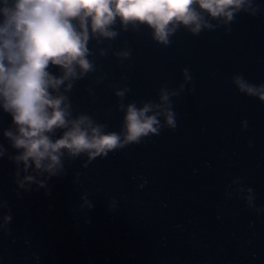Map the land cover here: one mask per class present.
Here are the masks:
<instances>
[{"label":"water","instance_id":"1","mask_svg":"<svg viewBox=\"0 0 264 264\" xmlns=\"http://www.w3.org/2000/svg\"><path fill=\"white\" fill-rule=\"evenodd\" d=\"M254 2L257 15L238 14L230 32L222 26L193 36L181 28L163 47L142 26L111 42L113 50L130 47V60L96 53L97 71L70 93L75 112L119 132L124 114L114 107L113 85L126 84L124 103L139 105L157 100L164 84L176 88L187 68L192 80L172 98L177 126L86 168V156H65L66 174L38 190L34 183L30 191L18 188L16 165L0 158V199L13 218L10 234L0 230V264H264V211L249 209L242 199L248 193L231 184L241 179L264 209V103L231 82L241 74L264 83V0ZM10 124L0 110V144L11 155L3 137Z\"/></svg>","mask_w":264,"mask_h":264},{"label":"clouds","instance_id":"2","mask_svg":"<svg viewBox=\"0 0 264 264\" xmlns=\"http://www.w3.org/2000/svg\"><path fill=\"white\" fill-rule=\"evenodd\" d=\"M260 8L254 0H0V110L11 117L3 137L14 150L10 155L0 144V158L16 165L17 187L30 191L34 183L37 190L46 188L47 179L66 174L65 156L70 161L86 156V168L96 158L140 144L165 128L175 130L172 98L191 82L187 68L176 88L164 84L157 100H142L139 105L135 100L124 103L131 91L126 84L113 85L118 98L114 107L124 114L119 132L108 131L107 123L87 113L75 112L70 93L78 81L97 71V52L100 57L111 52L120 63L131 59L130 47L112 49L120 32L147 26L152 40L168 47L181 28L193 36L222 26L230 32L238 14L256 16ZM105 41L107 46L101 47ZM103 80L98 76L96 83ZM231 82L239 93L264 103V83L253 84L241 74L233 75ZM241 124L248 126L246 120ZM29 170L34 175L27 174ZM43 174L45 179L36 178ZM232 183L240 184L238 193H248L242 199L249 209L264 211L255 206L253 190L241 179ZM87 196L86 192L82 199L91 209ZM0 208L6 210L0 230L10 234L13 218L8 201L0 199Z\"/></svg>","mask_w":264,"mask_h":264}]
</instances>
